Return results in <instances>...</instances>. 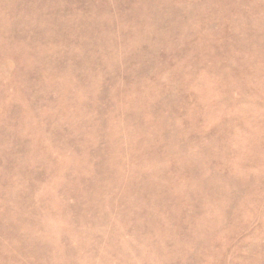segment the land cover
<instances>
[{"label": "rangeland", "instance_id": "1", "mask_svg": "<svg viewBox=\"0 0 264 264\" xmlns=\"http://www.w3.org/2000/svg\"><path fill=\"white\" fill-rule=\"evenodd\" d=\"M0 264H264V0H0Z\"/></svg>", "mask_w": 264, "mask_h": 264}]
</instances>
